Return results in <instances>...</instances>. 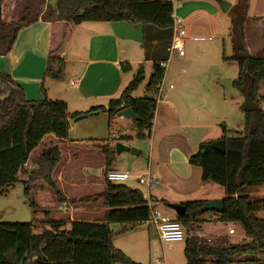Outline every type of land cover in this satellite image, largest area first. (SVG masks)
Wrapping results in <instances>:
<instances>
[{
	"label": "trees",
	"instance_id": "1",
	"mask_svg": "<svg viewBox=\"0 0 264 264\" xmlns=\"http://www.w3.org/2000/svg\"><path fill=\"white\" fill-rule=\"evenodd\" d=\"M215 1V0H214ZM248 0H240L238 10H244ZM17 0H0V56L7 55L21 30L32 25L19 13ZM54 14L57 22L50 24L49 53L43 82L61 81L65 77L66 63L62 58L73 27L86 22L142 25L169 32L172 39L173 6L167 2L139 0H56ZM235 28H241L239 22ZM236 62L239 75L234 85L242 92L246 79L254 86V101L258 109L244 113V131L228 137L224 128L225 151L212 148L214 142L202 143L190 157L189 163L203 172V181L223 188L224 212L220 220L237 224L250 242L242 245H220L187 241L184 255L187 264H232L241 255L264 253V199L252 200L251 192L264 188V110L258 99L259 87L264 83V59L250 56L242 44L237 45ZM162 61V60H161ZM229 61V60H228ZM160 62V61H158ZM154 63L147 92L155 91L164 77V70ZM144 70L139 69L118 99L108 107L92 108L87 114L108 113L114 118L121 110L131 108L139 117L136 121L137 139L145 140L154 126L158 102L153 97L133 98L132 94L144 81ZM80 114H69L65 102L48 99L44 83L39 101L25 99L24 91L11 76L0 74V197L21 183L29 207L38 214L33 223L0 224V264H139L114 247L112 224L122 226V233L138 229L150 219L151 210L139 190L125 184L107 180L112 162L110 145L101 147L105 157L104 189L101 193L79 199L66 198L59 190L53 174L61 161L59 144L69 137V120ZM52 138V139H51ZM128 138H123L126 140ZM49 190L56 197L59 211L40 207L39 193ZM102 202L101 220H78L68 213L71 206ZM206 201L182 203L183 217L175 220L184 227L213 212L200 210ZM61 213L67 219L53 220L50 215ZM47 220H40V217ZM43 225V230L36 229ZM238 263L243 261L236 260Z\"/></svg>",
	"mask_w": 264,
	"mask_h": 264
},
{
	"label": "crops",
	"instance_id": "2",
	"mask_svg": "<svg viewBox=\"0 0 264 264\" xmlns=\"http://www.w3.org/2000/svg\"><path fill=\"white\" fill-rule=\"evenodd\" d=\"M17 1L20 3V15L28 21H33V23L19 32L13 49L7 55L0 56V74L11 76L14 82L22 88L25 99L28 101L41 100L42 83H44L48 99L65 102L71 115H84L96 107L107 108L111 100L118 99L121 96L140 68L145 72L146 66L151 65L150 72L152 75L154 63L168 57L167 48L172 40L169 38V32L152 27L145 28L142 25L131 26L125 22H86L72 29L71 37L62 55L66 63L64 79L61 81L48 79L43 82L49 53L50 24L57 22V17L54 14L56 0ZM37 3L38 6L41 4L42 12L34 19L29 20V12L26 11L27 13H25L24 10L29 7L32 8ZM185 3L187 5L186 9L178 13L184 18H189L195 14L199 15L200 21L204 13L205 15L209 13V15L213 14L214 16L220 13L214 0H186ZM239 3L240 0H237V19L238 15L241 14L243 22L241 23L237 19L234 20L232 22L233 28L229 29L228 33L232 36L235 25L239 22L243 30L240 36L244 50L250 56H260L264 59V0H248L244 10H238ZM48 12L50 16L46 17L45 14ZM199 23L197 22V24ZM196 28L194 25H188L186 35H192L196 32ZM205 31H210V36L197 37L202 38L198 41L212 42V35L220 32L215 25L214 27L209 26ZM143 59H145V63H143ZM137 66H140V68ZM169 77L168 66L164 77L166 96L157 105L154 126L147 137L151 139L148 171L145 175H140V178L151 179L156 184L151 188L147 186L142 188L143 185L140 186L137 182L139 178L135 179L131 176L132 171L126 164L115 167L110 166L107 173L128 172L131 176L129 179L131 184L125 185L131 189L139 190L142 194H147L157 211L165 214L166 218L175 220L177 214L169 208L170 204L193 201H222L225 197L215 196L212 186L214 183L204 182L202 170L189 163L190 157L197 151L199 145L205 142L191 143L187 136L183 137L179 134L184 126L179 124L176 117L169 113L174 112V105L169 100ZM262 85L264 84L262 83L259 87L258 99L261 108L264 110V87L262 88ZM135 93L136 91L132 94L133 98H135ZM144 97H152V93L147 92V87ZM91 117H97V120H89L91 134L96 131L92 125L97 126L98 122L105 118L109 119L110 124H116L122 130H127L128 133L115 132L113 138L108 140H99L93 137L94 135L87 140L70 139L68 137L67 141L59 144L61 161L53 174V178L60 192L66 198L76 197L77 194L91 191L95 194L101 193L104 189L105 177L103 174L106 169L105 157L101 147L110 145L111 148L116 143H122L131 149L132 147H129L128 142L132 141L133 136L137 137L138 134L135 120H127L117 117V115L110 119L108 113L94 114L85 119ZM77 125L76 123L71 125V127L73 126L72 129ZM129 130L135 131L134 135H131ZM123 138L128 139L122 140ZM138 152V156H140L141 152ZM118 157L120 155L112 151V159L115 158L116 163H119L120 159ZM45 191L50 193L47 189ZM43 193L44 191L39 194ZM66 193H68V196ZM39 194L37 202L40 207H52L59 211L61 205L58 203L49 204V201L55 200L52 194H49L51 199L48 201ZM99 204L102 207V202L81 205L88 213L82 211L80 214L74 215L78 217V220L88 222L101 220L104 209L98 211ZM171 211L172 214L170 215ZM94 212H96V215L93 214ZM63 216L64 214L56 212L51 214L50 218L62 220L64 219ZM39 219L47 220L42 216ZM143 226H148L149 231L153 227L149 224H142L138 229ZM41 228L43 229V225L39 226L37 230ZM229 236H235V234L231 235L229 233ZM211 240H215L220 245H227L225 239L215 238ZM119 250L126 255L122 249ZM160 259L165 264H176L166 255Z\"/></svg>",
	"mask_w": 264,
	"mask_h": 264
},
{
	"label": "rangeland",
	"instance_id": "3",
	"mask_svg": "<svg viewBox=\"0 0 264 264\" xmlns=\"http://www.w3.org/2000/svg\"><path fill=\"white\" fill-rule=\"evenodd\" d=\"M186 0H177L174 9V16L180 17L183 21L185 30L188 25L197 27L196 32L187 34L185 43V57L181 59L177 55H173L169 64V86H173V90L169 88V100L174 105V112H169L174 115L179 124L184 126L181 129L183 137L187 136L191 143L200 142H215L223 137L224 128L228 130V137L237 136L244 131V113L242 107L245 99L242 92L234 85L239 75V69L236 62L231 61L238 52L237 45L241 43L242 28H235L232 36L229 35L228 30L232 29V22L237 19V0H224L231 4L232 8L228 13H223L220 6V13L218 15H205L202 19L199 15H192L189 18H184L179 15V11L186 9ZM198 1V0H197ZM41 6V4H40ZM37 5L32 8L23 9L25 13L29 12V20L34 19L42 12V7ZM20 8V7H19ZM22 10V11H23ZM21 11V12H22ZM49 17V12L45 14ZM238 21L243 22L241 14L238 15ZM197 22H200L197 24ZM218 27L219 34H214L213 41H195L197 37H209L210 31L205 30L209 27ZM235 34H237L235 36ZM147 43H148V37ZM180 59V60H179ZM229 60V61H228ZM145 63V59H143ZM140 68V66H137ZM137 69V68H136ZM151 65L146 66L144 72L145 79L136 90L135 98L144 97L146 87L151 76ZM224 84V85H223ZM264 84V83H263ZM262 88L264 85L261 86ZM93 118V119H92ZM97 117L83 119L76 124L72 129L69 126V138L78 140H87L92 135L101 140H108L113 138V133L121 131V133H128L127 130H122L116 124H110L108 118L101 119L98 125L93 128L96 129L94 134H91L89 127V120H97ZM75 125V124H74ZM174 125H176L174 123ZM178 125V124H177ZM134 135L135 131H130ZM133 140L128 142L129 147L141 152L140 156L132 155L131 153H123L118 157L119 163L112 159L111 166H120L126 164L132 171L131 176L135 179L140 178L141 174L148 171V157L151 148V139L139 140L134 135ZM219 139V140H218ZM143 176V175H141ZM134 179V180H135ZM139 180V179H138ZM137 181V180H136ZM138 182V181H137ZM124 184H131V180ZM141 186V185H140ZM214 195L218 197H225L222 187L213 184ZM144 188V186H141ZM72 189V188H66ZM49 191V190H48ZM50 192V191H49ZM50 193L44 191L41 197L45 200L51 199ZM68 196V193H66ZM95 195L94 192H85L77 194L76 197L71 196L70 199H79L86 196ZM38 198V197H37ZM54 201H49V204L57 203L56 197ZM252 200L264 199V189L259 188L251 192ZM100 203V202H99ZM94 204V203H93ZM102 207L99 204L97 210L101 211ZM81 205L71 206L68 213H88ZM96 215V212L93 213ZM172 214V211L170 215ZM165 216V214H163ZM38 214H34L29 207V201L24 194V185L18 183L5 196L0 197V224H16V223H33ZM74 218L76 215H74ZM66 216H63L65 219ZM258 218H264V213H259ZM205 220V221H204ZM204 221V222H203ZM152 226V225H151ZM237 224H226L221 222L219 214L210 213L202 217L198 222L190 223L184 227L185 240L176 243H163L159 238V233L156 228L143 226L140 229L127 231L122 233V226L119 224H112L111 230L113 232V244L117 249H122L131 260L139 264H157L160 258L164 255L168 256L171 261L176 264H187L184 256V249L187 241L191 244L194 240H199L200 243L206 244H220L211 239H225L229 245H242L250 242L245 236L242 229ZM236 231L235 236H229V230ZM35 230L36 233L42 232ZM236 260L243 262L238 263ZM207 264H212L211 261ZM232 264H264V253L259 252L255 254L241 255L233 260Z\"/></svg>",
	"mask_w": 264,
	"mask_h": 264
},
{
	"label": "built area",
	"instance_id": "4",
	"mask_svg": "<svg viewBox=\"0 0 264 264\" xmlns=\"http://www.w3.org/2000/svg\"><path fill=\"white\" fill-rule=\"evenodd\" d=\"M139 1H155V2H167L171 3L173 6V14L174 9L177 8L176 1L177 0H139ZM173 19V34L172 40L167 48L168 57L165 60L158 62L160 68L164 70V77L165 72L171 62V58L173 55H177L180 58L185 57V43H186V30L183 24V21L180 17L172 15ZM196 41L202 40V38H194ZM164 77L161 83H159L155 91L152 94V97L159 103L162 101L165 96V87H164ZM170 90L173 89V86H169ZM130 174L128 172L120 173V172H110L107 175V180L113 184H124L130 179ZM140 185L147 186L151 188L156 182L151 179H147L145 177H141L138 180ZM145 201L149 209L151 210L150 219L144 223L154 226L158 233L160 240L163 243H176L182 242L185 240V234L183 230V225L178 220H170L166 218L161 212L157 211L155 207L150 202V198L147 194H143ZM231 235L235 234V230L231 229L229 231ZM157 264H165L162 259L157 261Z\"/></svg>",
	"mask_w": 264,
	"mask_h": 264
},
{
	"label": "water",
	"instance_id": "5",
	"mask_svg": "<svg viewBox=\"0 0 264 264\" xmlns=\"http://www.w3.org/2000/svg\"><path fill=\"white\" fill-rule=\"evenodd\" d=\"M215 2L220 6L223 13H228L231 9V4L225 2L224 0H215ZM0 16H1V10H0ZM224 85V84H223ZM244 107L246 112H253L258 109V105L254 101V86L253 81L250 78L246 79V85L244 88ZM94 114H99L98 112H93L90 114H84L80 115L72 120H69L70 125H74L78 121H81L89 116H92ZM117 117L124 118L127 120H135L139 121V117L133 112L131 108H127L124 110H121L117 113ZM212 148L215 151L223 153L225 151L224 142L222 140L215 141L212 144ZM111 151H115L117 155H121L122 153L129 152L132 155H139V152L136 149H130L126 146H124L122 143H116L115 146H111ZM169 208L172 209L177 216L183 217L186 213V208L181 204H170ZM202 213H208L213 212L217 214H222L224 212V203L223 201H209L206 202V204L201 208L200 210Z\"/></svg>",
	"mask_w": 264,
	"mask_h": 264
}]
</instances>
